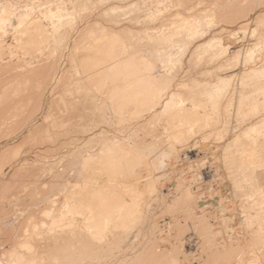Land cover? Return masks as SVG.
I'll return each mask as SVG.
<instances>
[{"label": "bare ground", "instance_id": "6f19581e", "mask_svg": "<svg viewBox=\"0 0 264 264\" xmlns=\"http://www.w3.org/2000/svg\"><path fill=\"white\" fill-rule=\"evenodd\" d=\"M111 1L78 0L72 15L56 6L46 10L53 40L36 12L0 7L1 167L13 164L17 150L5 141L31 130L47 103L44 122L73 110V103L58 108L63 93L76 94L73 102L85 104L81 115L88 120L92 88L100 113L108 102L107 137L97 157L85 122L79 151L74 141L61 147L54 138L56 154L44 162L23 163L9 176L0 168V229L11 230L0 264H256L264 255V195L252 184L264 166L254 156L264 129V55L256 56L264 50V19L256 17V28H236L234 42L221 32L229 17L246 22L249 8L264 0H138L172 1L188 19L144 29L128 42L84 36L70 55L78 81L44 101L37 86L49 72V54L67 47L61 34L75 30L89 5ZM109 6L107 15L137 23L161 15L149 9L126 15L120 5ZM247 39L255 41L247 46ZM145 41L157 67L133 54ZM215 56L224 60L215 63ZM201 64L206 78L185 81ZM238 66L243 71L234 73ZM35 132L20 144L34 141Z\"/></svg>", "mask_w": 264, "mask_h": 264}, {"label": "rangeland", "instance_id": "374dc122", "mask_svg": "<svg viewBox=\"0 0 264 264\" xmlns=\"http://www.w3.org/2000/svg\"><path fill=\"white\" fill-rule=\"evenodd\" d=\"M78 0H0V7L3 5H7L10 8L14 9L15 11H30V12H36V14L39 16V18L44 21V25L46 28V35L49 37L50 40H53L56 38V33L52 30L51 26L47 21H45L44 14L45 11L49 8H53L54 6L58 7L59 10L65 11L66 13L72 15L77 12V6H78ZM95 4V5H89L86 9L85 14H81V18L77 24V27L75 30H68L66 33L63 32L61 34L62 37L66 38L67 41V47L57 54L55 51L49 54L48 57V67L45 66L46 72L49 70V72L46 74L45 79H41L39 81V86H37L38 90L43 91L42 98L44 101H49L51 98L57 97L59 95L60 89H66L68 86H71V84H75L78 80L75 76V68L76 63L74 60L70 59L71 52L74 50V44L76 42H82L83 37H89L94 38L101 34H108L112 36L119 37L122 41H132V36L137 34H143V30L147 28H160L163 25L171 26V24L175 21H180L187 18V10L175 6V4L171 2H158L156 5H147L146 3L138 0H115L108 3H104L102 5ZM109 5H120L121 10L125 11L126 15H135L142 11H150L152 13H161V15L151 22H133L131 20H128V16H118V15H107L106 11ZM224 5V4H223ZM189 7H192L190 5ZM213 4L211 6H201L202 9L207 8L212 9ZM189 9V8H188ZM198 10V9H197ZM177 12L183 13V17L179 18L176 17L175 14ZM249 18L246 22L238 20V22H234V16L229 17L231 19V22H227L229 24L228 28H225L223 32H221V35L225 36L226 38H232L231 41L234 42V37L239 36L240 34L235 31L238 27H244L249 26L252 28H256L258 26V23L256 21V17H259L260 19H264V3L263 4H254L253 7L251 6L248 11ZM255 17V18H254ZM116 18L121 20L119 23H115L114 21ZM14 25L16 24V19H13ZM13 28H10V33L13 31ZM230 31H234V35H230ZM263 31L259 30L257 33L260 35ZM86 33V34H84ZM87 33L90 35L88 36ZM87 35V36H86ZM255 39H247V46H250ZM242 43L240 42L236 46H240ZM135 49H133V54L140 56L138 60L143 61L144 58H146L151 66L157 67L158 61L156 60L155 56L153 55V45L151 42H141L137 43L135 45ZM171 50V49H170ZM174 50V49H173ZM209 52L215 53L217 52V48H213ZM56 53V54H55ZM147 53V54H146ZM143 54H146V56H143ZM264 55V50L258 51L257 57H261ZM215 63H220L224 60L223 57H214ZM259 66L258 62L251 65L250 67H257ZM206 68L204 64H201L191 70V73L189 77L185 79V81L189 82H195V81H203L206 77L201 76V70ZM234 73H238L239 71H243V67L238 66L234 68ZM61 78L60 82L61 85L60 88L58 87V81ZM177 80V79H176ZM234 80H236V77H234ZM76 88V87H75ZM96 91V90H95ZM73 97L76 96V94H72ZM91 99L88 103V109H89V120L84 119L82 117V111L83 103L73 102L74 98L70 97L69 94L63 93L62 97L63 100L60 99L57 103L58 108L64 109L67 108V110L70 109V104H75V107L70 112H61L59 111L51 117L47 122H44V117L48 110V103L44 106L43 112L39 114L33 123V126L31 127V130L36 129V132L34 134L35 140L34 141H26L20 144L21 139L28 134L29 131L24 129L18 136L14 138H10L8 141H5L4 146H16V156L13 160L12 165H7L3 168L4 172L9 175L13 174L14 171H16L23 163L27 164H36L40 162H44L47 157H49L51 154H56L53 147V140L56 146H65L69 141H74V146L78 148V151L80 150L83 142H84V132L83 126L85 122H88L90 124V138L91 139V151L94 155V157H97L99 154V141L102 137H107V101H105L104 106L106 107L105 111H102L100 113V107H99V99L100 97L96 92H94V89H91L90 94ZM23 99H29V96H23ZM78 98V97H76ZM67 106V107H64ZM234 114V112H233ZM258 137H260V141H257V144L254 145V156L257 161H263L264 164V129L259 131ZM127 136V135H125ZM137 136V134H136ZM135 136V137H136ZM1 148L3 145L0 146ZM163 144H158L157 147V154L161 155L163 154L162 151ZM167 154V153H166ZM258 162V163H259ZM155 172V171H154ZM16 175V173H14ZM154 175V174H153ZM16 176H11V178H15ZM143 180V177L141 178ZM140 179V180H141ZM14 181V180H12ZM14 184V183H13ZM141 186H143V182L140 183ZM252 184H254L255 189L253 191H256V194L258 195H264V166H259L253 173L252 176ZM260 184H263V187L261 188V191L258 192L257 188ZM260 187V186H259ZM13 192H16V188H14ZM17 193V192H16ZM257 210V208L255 209ZM48 226L46 225L42 231L44 234L47 232ZM10 234L11 230L0 229V249L1 248H7L10 244ZM49 240L45 238L41 241L42 246H45L46 243ZM256 264H264V255H262L260 258H257Z\"/></svg>", "mask_w": 264, "mask_h": 264}]
</instances>
